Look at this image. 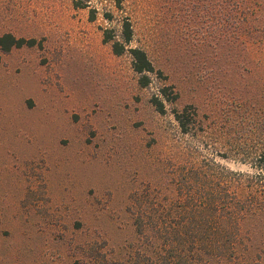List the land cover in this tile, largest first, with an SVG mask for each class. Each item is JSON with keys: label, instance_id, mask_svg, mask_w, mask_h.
Instances as JSON below:
<instances>
[{"label": "rangeland", "instance_id": "1", "mask_svg": "<svg viewBox=\"0 0 264 264\" xmlns=\"http://www.w3.org/2000/svg\"><path fill=\"white\" fill-rule=\"evenodd\" d=\"M73 1L0 0V35L33 40L0 50V264H156L137 219L183 155L252 169L237 152L262 137L264 39L255 52L231 26L221 48L203 45L202 0ZM125 17L156 69L146 86L104 39Z\"/></svg>", "mask_w": 264, "mask_h": 264}, {"label": "trees", "instance_id": "2", "mask_svg": "<svg viewBox=\"0 0 264 264\" xmlns=\"http://www.w3.org/2000/svg\"><path fill=\"white\" fill-rule=\"evenodd\" d=\"M89 1L74 0L73 4L86 7ZM113 2L121 7L122 0ZM201 4L203 45L221 48L220 39L228 36L232 26L238 38L247 33L254 36L251 45L255 52L263 49L264 0H202ZM89 17L96 18L94 8ZM104 33L105 41H111L113 53L130 54L139 85H148L150 74L156 69L145 49L129 45L133 27L128 17L122 21L120 40L110 29ZM32 43L33 40L9 32L0 35L2 52ZM161 92L165 99L154 95L152 103L158 112L165 113L164 100L174 99L164 87ZM260 111L262 126L257 129L263 127L258 131L262 137L251 147L253 155L237 152L239 161L250 162L251 171L230 169L202 148V155L197 151L183 155L184 165L176 172L172 186L158 189L156 196L160 199L146 197L151 202L142 208L146 220L139 215L137 225L140 233L146 229L154 233L156 264H264V110ZM172 112L185 132L186 114L183 110Z\"/></svg>", "mask_w": 264, "mask_h": 264}]
</instances>
